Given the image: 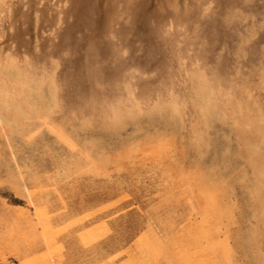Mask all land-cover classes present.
I'll list each match as a JSON object with an SVG mask.
<instances>
[{
    "label": "rangeland",
    "instance_id": "374dc122",
    "mask_svg": "<svg viewBox=\"0 0 264 264\" xmlns=\"http://www.w3.org/2000/svg\"><path fill=\"white\" fill-rule=\"evenodd\" d=\"M109 1L10 0L0 13V64H9L0 65V264H264V121L243 91L201 100L194 55L186 72L170 60L172 34L160 29L171 16L155 15L157 0L112 26ZM252 1L243 22L225 20L243 0L194 10L208 72L253 73L264 0ZM255 25L244 55L242 37ZM171 64L180 103L145 100L161 92Z\"/></svg>",
    "mask_w": 264,
    "mask_h": 264
},
{
    "label": "bare ground",
    "instance_id": "6f19581e",
    "mask_svg": "<svg viewBox=\"0 0 264 264\" xmlns=\"http://www.w3.org/2000/svg\"><path fill=\"white\" fill-rule=\"evenodd\" d=\"M12 1V0H11ZM15 1V0H14ZM210 0H157V7H158V9L155 11L156 13H155V15L157 16V17H160L164 12H167L168 14H167V16H171V18H170V20H169V24H168V26H164L163 28L161 27V33H171L172 34V37H170V39L168 38H166L167 39V42H170L173 46H172V52L174 53V54H172L173 56H175V57H170V60L171 59H173V60H176V61H178V64H179V66H178V68H182V70H183V67H185V64H186V59L188 58V57H191L190 58V62H191V60H193L192 58H193V55H194V57H195V63H196V67H195V71H194V75L195 76H198L199 77V88H200V93H201V95H199V96H201V100L203 99V102H205L206 104H208V105H210L211 106V104L213 105V101H215L216 99H218L219 98V96H222L223 97V99H225V100H228L229 101V99L232 101L233 100V97L234 96H236L235 94H237L238 92H241V91H243L244 92V94H245V97H246V99L244 98V100H246L247 102H248V104H247V108L244 106L245 105V103L243 104V107H245L246 109H249V108H251L248 112L250 113V114H252V116L255 114L256 115V117H257V115L259 114V119H261L262 121H264V48L263 49H260V50H255V51H253V57H252V61H253V66H252V68H253V73H252V71H250V73L249 72H246L247 73V76H245V71L243 72L242 70H239V73L237 74V76H235L234 74V72L235 71H231L229 74H221V72L219 71V70H213V71H207V70H205V68H204V65L201 63V61H200V57L199 56H201V53H202V51H203V48H204V44H205V42H206V40H205V37H204V35H203V31H202V28H200V27H197L198 25H200L198 22L197 23H195L194 21V16H193V13H194V10H196V11H200V12H202V11H204L205 10V6H206V4H208L207 2H209ZM10 2V0H0V13L1 12H5V10H7V4ZM212 2V1H211ZM210 2V3H211ZM243 2H244V6H241V8H238L237 7V5H235V4H231L229 7H228V9H227V13H226V15H225V20L227 21V22H229V23H231V22H235V21H237V22H243V21H249V19H250V17H251V11L249 12V8H250V5L252 4V2H254V1H252V0H243ZM15 3V2H14ZM145 3L147 4V0H110L109 1V3H107V4H110V10L111 11H109L108 12V18H109V20H108V23H109V26H112V25H114L116 22H117V20L118 19H121V18H123V19H127V20H129L130 18H132L134 15H138V14H140V13H142L143 12V9H144V7H145ZM11 4V3H10ZM14 6V5H13ZM208 7V6H207ZM11 8V7H10ZM9 8V9H10ZM11 10V9H10ZM7 12H9V10L7 11ZM7 12H6V14H7ZM3 13H1V14H3ZM10 14V13H9ZM144 14V13H143ZM142 15V14H141ZM148 15V14H147ZM143 16V15H142ZM150 16V15H149ZM2 17V16H1ZM3 17H5L4 15H3ZM2 17V18H3ZM147 17V16H146ZM150 17H152V16H150ZM155 17V16H154ZM8 18V17H7ZM6 18V19H7ZM3 20L4 19H1V22H2V24H3ZM196 25L195 27H197L195 30H193L191 33H194L195 34V37L193 38V40L194 41H190V43L189 42H186V39L187 38H184V34L186 33L185 31L187 30V28L186 27H188L189 26V30H191L190 29V25ZM251 24V23H250ZM4 25V24H3ZM249 25V24H248ZM201 26V25H200ZM252 26V25H251ZM0 28H2V25H1V27ZM186 28V29H185ZM193 28V27H192ZM248 28V27H247ZM194 29V28H193ZM1 30V29H0ZM248 31H249V33H247V35L246 36H244L243 35V37H242V42H241V47H240V51L241 52H244V55H246L247 54V52H249V50H250V43H252V40L254 39V37L256 36V34H257V25H255V26H253L252 28H248ZM244 34H246V32H244ZM168 35V34H167ZM189 35V34H188ZM187 35V36H188ZM166 36V35H165ZM168 36H170V35H168ZM190 36V35H189ZM190 38V37H189ZM188 43V44H187ZM194 48V49H193ZM192 49L194 50V51H196L195 53H194V51H192ZM190 50L193 52V54H192V52H190ZM168 58V57H167ZM11 59V58H10ZM13 59V58H12ZM11 59V60H12ZM15 60V59H14ZM10 60L8 59V62L7 63H10L9 62ZM16 61V60H15ZM15 61H14V63H15ZM166 61H168V60H166ZM17 63H18V61H17ZM21 63V62H20ZM22 63H26V62H22ZM2 64V63H1ZM0 64V65H1ZM11 64V63H10ZM13 64V63H12ZM166 64V63H165ZM175 64V63H174ZM191 64V63H190ZM3 65V64H2ZM1 65V66H2ZM7 65H9V64H6V65H3V66H6L7 67ZM19 65V64H18ZM0 66V67H1ZM2 66V67H3ZM14 65H12V67H13ZM20 66V65H19ZM19 66H15L16 68L15 69H19ZM24 66V65H23ZM26 66H27V64H26ZM26 66H25V69H26ZM29 66V65H28ZM193 66H194V64H193ZM18 67V68H17ZM32 67V66H31ZM176 67H177V65H176ZM186 67H189V64L186 66ZM192 67V66H191ZM190 67V68H191ZM193 68V67H192ZM6 69V68H5ZM21 70L22 69H24V68H22V66H21V68H20ZM19 69V70H20ZM187 69V68H186ZM33 70V69H32ZM190 70V69H189ZM15 71V70H14ZM183 71H185V70H183ZM187 71V70H186ZM185 71V72H186ZM12 72V71H11ZM22 72H24V70L23 71H21V73ZM27 72V71H26ZM28 72H31V71H29L28 70ZM33 72V71H32ZM167 73H169L168 75H167V77L165 78V75H164V79H163V81H161L162 82V84H160L161 85V87H160V91L161 92H159V91H157L156 93H157V95L155 96V94L154 95H151V94H148L146 97L147 98H145V100L147 99L148 101H150V100H152V99H154L155 100V98L158 100V101H160V100H165V101H168V102H170V103H172V104H178V103H180V101L182 100V99H178L179 98V95L180 94H178V88H177V82H176V79L178 80V78H176V69H175V67H174V65L173 64H171L170 65V68H168L167 69V71H166ZM178 72H179V70H178ZM180 72H181V70H180ZM190 72H192L191 70H190ZM238 72V71H237ZM166 73V74H167ZM182 73V72H181ZM188 73V72H187ZM193 73V72H192ZM191 73V74H192ZM248 73L250 74V76L252 75V77H250L249 75H248ZM252 73V74H251ZM12 74V73H11ZM23 74H25V73H23ZM33 74H34V72H33ZM32 74V77L34 76ZM189 74V73H188ZM191 74L189 75V76H191ZM19 75H22V74H20L19 73ZM18 75V76H19ZM27 75V74H26ZM25 75V76H26ZM30 75H31V73H30ZM179 75V74H178ZM181 75V74H180ZM186 75V74H185ZM185 75H183L184 77H185ZM194 75H192V76H194ZM24 75H22V77H24V82L23 81H21L22 83H25L26 85L28 84V82H29V74H28V77L26 76L25 77ZM163 76V75H162ZM187 76V75H186ZM130 77V76H129ZM129 77H126V78H124V82H126V80L127 79H130ZM19 78H20V76H19ZM36 77H34V79H35ZM134 78V77H133ZM133 78H132V80H133ZM181 78H183L182 76H181ZM186 78V77H185ZM185 78H183V81H179V82H184V79ZM21 79V78H20ZM33 80V79H32ZM31 80V81H32ZM129 81V80H127V81H129V82H133V81ZM122 81V82H123ZM134 81H136V79H134ZM142 81V80H141ZM145 81V80H144ZM19 82H20V80H19ZM34 82H36V80L34 81ZM57 81H55V83H56ZM15 82L13 81V84H14ZM18 85H20L19 83H17ZM127 84V82L126 83H124V85H126ZM130 84V83H129ZM147 84V83H146ZM23 85V84H22ZM29 86H30V83L28 84ZM57 85H58V83H57ZM117 85H120V87H122L121 86V84H116L115 86H117ZM132 85H133V83H132ZM7 86V85H6ZM6 86H5V88H6ZM14 86V85H13ZM17 86V85H16ZM15 86V87H16ZM21 86V85H20ZM115 86H114V88H115ZM146 86V85H145ZM152 86V85H151ZM181 86H183V84L181 85ZM23 86H21V87H19L20 89L22 88ZM25 87H27V86H25ZM136 89H138V87H136V86H134ZM134 87H129V89L131 88V90L134 88ZM142 87H144V86H142ZM180 87V86H179ZM8 88L9 87H7L6 89H7V92L9 91L10 92V90H8ZM28 88V87H27ZM58 88V87H57ZM117 88H119V87H117ZM124 88V87H123ZM149 88V87H148ZM147 88V90H145V92L146 91H148L149 90V92H150V89H152L153 87H150L149 89ZM155 89H156V87H154ZM12 90H13V87L11 88ZM15 89V88H14ZM129 89H128V91H129ZM135 89V90H136ZM144 89H145V87H144ZM3 90H5L4 88H3ZM11 90V91H12ZM18 90V89H17ZM16 90V92H14V90L12 91V92H14V93H19L20 91L18 90L17 91ZM24 90V89H23ZM55 90V89H54ZM123 90H125V89H123ZM135 90H134V92H135ZM139 90V89H138ZM116 91V90H115ZM119 91V90H118ZM133 91V90H132ZM137 91V90H136ZM139 91H141V90H139ZM143 91V90H142ZM152 91V90H151ZM182 91H184V89L182 90ZM11 92V93H12ZM22 92V91H21ZM121 92V91H120ZM125 94H126V91H123ZM153 92H155V91H153ZM10 93V94H11ZM122 93V92H121ZM140 94H141V92H139ZM148 93V92H147ZM5 94H6V92H5ZM5 94H3V92H2V94L1 95H5ZM8 94V93H7ZM120 94V93H119ZM118 94V95H119ZM130 94V93H129ZM132 94V93H131ZM243 94V93H242ZM242 94L240 93V95L242 96ZM1 95H0V97H1ZM93 95V94H92ZM92 95L90 96V99H91V97H92ZM127 95V94H126ZM141 95H143V93L141 94ZM144 95H145V93H144ZM12 96V95H11ZM10 95H9V98L11 97ZM102 96H103V94H102ZM114 96H116V95H114ZM120 96H121V94H120ZM129 96V95H128ZM136 96V95H135ZM134 95H133V98L135 97ZM238 96V95H237ZM236 96V97H237ZM6 97H7V95H6ZM13 97V96H12ZM118 97V96H117ZM123 97V96H122ZM122 97H119V98H122ZM125 97V96H124ZM222 97H220V98H222ZM235 97V98H236ZM240 96H238V98H239ZM243 97V96H242ZM9 98H7V100L9 99ZM113 98V97H112ZM129 98V97H128ZM132 98V97H131ZM132 98V99H133ZM136 98V97H135ZM141 98H142V96H141ZM1 99V98H0ZM5 98L3 97V100H4ZM14 99V98H13ZM96 99V98H95ZM104 99V98H103ZM105 99L107 100V98L105 97ZM109 99V98H108ZM116 99V98H115ZM126 99V98H125ZM137 100H142V99H140V96H139V99L138 98H136ZM200 99V98H199ZM215 99V100H214ZM237 99V98H236ZM9 100H11V98L9 99ZM119 100H122V99H119ZM136 100V101H137ZM157 100H156V103H157ZM235 100V99H234ZM233 100V101H234ZM239 100V99H238ZM237 100V101H238ZM240 100H242L243 101V98L242 99H240ZM240 100L238 101V102H240ZM89 101V100H88ZM92 101V100H91ZM129 101H130V99H129ZM133 101V100H132ZM135 101V102H136ZM221 101H223V100H221ZM227 101V102H228ZM3 102V101H2ZM95 102V101H94ZM102 103H104L103 101H101ZM118 102H120V101H118ZM126 102V101H125ZM131 102V101H130ZM218 102H220V100L218 101ZM230 102V101H229ZM228 102V103H229ZM8 104H9V102H7ZM93 103V102H92ZM108 103V102H107ZM216 103V102H215ZM225 103V102H224ZM237 103V102H236ZM236 103H234L233 102V104H236ZM3 103H1V105H2ZM89 104V103H88ZM97 104V103H96ZM99 104V103H98ZM101 104V103H100ZM116 105H117V102L115 103ZM120 104H122V103H120ZM119 104V105H120ZM127 104V103H126ZM130 104V103H129ZM232 104V103H231ZM233 104H232V106H233ZM0 105V106H1ZM83 105V104H82ZM85 105H86V102H85ZM84 105V106H85ZM90 105H92L93 106V104H90ZM103 105V104H102ZM111 105V104H110ZM114 105V104H113ZM112 105V106H113ZM118 105V106H119ZM125 105V104H124ZM128 105V104H127ZM126 105V106H127ZM132 104H130V106H131ZM239 105H240V103H239ZM238 105V106H239ZM257 107L258 108V110H257V108L254 110L252 107ZM7 106H10V105H6L5 107H7ZM83 106V107H84ZM98 106V105H97ZM105 106H108V105H105ZM112 106H110V107H112ZM122 106V105H121ZM129 106V105H128ZM218 106V105H217ZM234 106H237V105H234ZM233 106V107H234ZM237 106V107H238ZM240 106H242V105H240ZM250 106H252V107H250ZM3 107V106H2ZM11 107V106H10ZM91 107V106H90ZM114 107V106H113ZM112 107V108H113ZM88 108H89V106H88ZM87 108V109H88ZM92 108V107H91ZM97 108V107H96ZM103 108V107H102ZM118 108V107H117ZM117 108H114L113 110H115V109H117ZM119 108H120V106H119ZM236 108V107H235ZM234 108V109H235ZM240 108H242V107H240ZM105 109H107V108H105ZM233 109V108H232ZM246 109H244L245 110V112H247L246 111ZM89 110H91L90 108H89ZM109 110H111V108H109ZM112 111V110H111ZM117 111H118V109H117ZM234 111H237V110H234ZM113 112V111H112ZM111 112V113H112ZM244 112V111H243ZM114 113L116 114V112L114 111ZM235 113V112H234ZM258 113V114H257ZM0 114H2V113H0ZM237 114H239V113H237ZM248 113H246L245 115H247ZM249 114V115H250ZM114 115V114H113ZM249 115H248V117L246 116V118H249ZM254 115V116H255ZM241 116H242V114H241ZM251 116V115H250ZM251 116V117H252ZM239 118H240V116H239ZM238 118V119H239ZM244 118V117H243ZM255 118V117H254ZM251 119V118H250ZM247 120V119H246ZM249 120V119H248ZM247 120V121H248ZM254 121V120H253ZM253 121H251V126L253 125ZM250 122V121H249ZM249 122H248V124H249ZM239 123V122H238ZM243 123V122H242ZM263 123V122H262ZM262 123H258V126H260V127H262L263 128V130H264V127H263V124ZM245 124H247V123H245ZM244 124V125H245ZM241 125V124H240ZM239 125V126H240ZM243 125V126H244ZM254 126V125H253ZM242 127V125L240 126V128ZM244 127H246V125L244 126ZM250 127V126H249ZM243 128V127H242ZM242 128H241V130H242ZM253 128V127H252ZM244 130V129H243ZM246 130H248V128L246 129ZM249 130H250V128H249ZM258 130H260V128L258 129ZM251 131V130H250ZM251 132H255V131H251ZM259 132H261V131H259ZM259 132H258V134L257 135H259ZM255 134V133H254ZM261 134H262V132H261ZM260 134V135H261ZM256 135V134H255ZM261 137H264V134H262V136ZM264 139V138H263ZM259 141V140H258ZM259 148V147H258ZM261 148V147H260ZM27 188V187H26ZM200 189V188H199ZM201 189H202V187H201ZM27 190V189H26ZM200 191V190H199ZM27 192H28V190H27ZM201 192H203V190L201 191ZM198 193V192H197ZM27 194V193H26ZM201 194V193H200ZM203 194V193H202ZM208 195V194H207ZM28 196H29V192H28ZM198 196H199V193H198ZM210 197H212V196H210ZM202 198V197H201ZM200 198V199H201ZM203 199V198H202ZM199 202V201H198ZM205 202H206V200H205ZM204 202V203H205ZM210 202V201H209ZM211 204V203H210ZM213 205H214V203H212ZM206 205V204H205ZM212 205V206H213ZM202 206H204L203 205V203H202ZM208 206H210V205H208ZM207 206V207H208ZM206 207V208H207ZM214 207V206H213ZM211 208V207H210ZM204 209V208H203ZM208 209V208H207ZM209 210V209H208ZM215 210H216V207H215ZM210 211V210H209ZM216 211H218V210H216ZM215 211V212H216ZM202 213H204V212H202ZM201 213V214H202ZM207 213V212H206ZM205 213V214H206ZM212 213V212H211ZM208 215H209V212H208ZM198 216H200V213H199V215ZM211 216V215H210ZM214 216V215H213ZM203 217V216H202ZM196 218V217H195ZM198 219H200V218H198ZM203 220V219H202ZM194 222V221H193ZM203 222V221H202ZM206 222H207V220H206ZM192 223V222H191ZM209 223H210V221H209ZM190 224V223H189ZM197 224H199V223H197ZM211 224V223H210ZM195 225V224H194ZM191 226V225H190ZM190 226H189V228H190ZM193 226V225H192ZM196 227V226H195ZM208 227V226H207ZM206 227V228H207ZM186 229H188V228H186ZM192 230H193V228H191ZM201 229V228H200ZM197 230H199V229H197ZM197 230L195 229V231L197 232ZM194 231V230H193ZM186 232V231H185ZM184 232V233H185ZM206 232H208V231H206ZM193 233V232H192ZM191 233V234H192ZM190 234V235H191ZM195 234V233H194ZM185 235V234H184ZM193 235V234H192ZM197 235H201V234H196V236ZM205 235H206V233H205ZM187 236L188 235H186V238H187ZM213 237V236H212ZM193 240V239H192ZM199 240V239H198ZM201 240V239H200ZM184 241V240H183ZM189 242L190 241H188V244H189ZM197 242V241H196ZM196 242H195V245H196ZM187 244V243H186ZM183 245V244H182ZM194 245V244H193ZM194 245V246H195ZM198 242H197V248H199L198 247ZM189 246H190V244H189ZM188 246V247H189ZM192 246V245H191ZM190 246V247H191ZM194 246H192V248H194ZM180 247H181V245H180ZM184 248L185 247H183V249H181L182 250V254L185 252H187V251H184L183 252V250H184ZM200 249V248H199ZM171 250V249H170ZM191 250V249H190ZM175 251H176V249H175ZM189 252V251H188ZM177 253H178V251H177ZM184 253V254H185ZM190 253V252H189ZM174 254V253H173ZM180 254H181V251H180ZM188 254V253H187ZM184 256H186V255H184ZM179 257H181V256H179ZM188 259H190V258H193L192 257V255L190 256V258H189V254H188ZM196 257V256H195ZM181 258H184V257H181ZM188 259H186V260H188ZM194 259H196V258H193L192 260H194ZM204 259V258H203ZM180 260V259H179ZM192 260H191V262H192ZM197 261H198V258L196 259ZM181 261V260H180ZM190 261L189 262H187V263H191ZM194 262V261H193ZM209 262V261H208ZM211 262V261H210ZM215 264H216V262L217 261H213ZM186 263V264H187ZM195 263V262H194ZM213 263V264H214ZM183 264H185V263H183ZM205 264H207V263H205ZM212 264V263H211ZM218 264H219V262H218ZM222 264V263H221Z\"/></svg>",
    "mask_w": 264,
    "mask_h": 264
}]
</instances>
